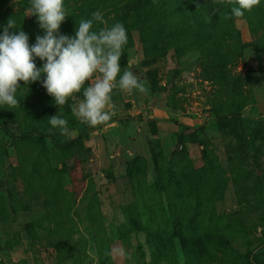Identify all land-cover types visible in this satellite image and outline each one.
Returning a JSON list of instances; mask_svg holds the SVG:
<instances>
[{
  "label": "rangeland",
  "instance_id": "374dc122",
  "mask_svg": "<svg viewBox=\"0 0 264 264\" xmlns=\"http://www.w3.org/2000/svg\"><path fill=\"white\" fill-rule=\"evenodd\" d=\"M231 7L211 53L175 51L157 21L146 52L129 19L121 75L132 69L146 91L115 88L104 124L72 114L88 81L61 109L68 135L50 125L60 107L41 81L0 105V264H264V50L254 10ZM9 10L35 44L30 1L0 0V34Z\"/></svg>",
  "mask_w": 264,
  "mask_h": 264
},
{
  "label": "clouds",
  "instance_id": "9594fccd",
  "mask_svg": "<svg viewBox=\"0 0 264 264\" xmlns=\"http://www.w3.org/2000/svg\"><path fill=\"white\" fill-rule=\"evenodd\" d=\"M30 3L31 14L37 16L45 34L37 35L35 44L30 46L29 35L22 28L18 32L11 31L18 28L13 19L7 21L0 34V105L11 108L18 103L15 94L20 81L25 84L41 81L60 107L57 115L50 116V125L58 128L62 135H68L67 120L60 112L67 99L80 92L86 81L89 83L83 91L84 99L78 105L73 104L71 110L74 116L92 127L110 120L115 108L112 102L115 88L127 92L146 91L144 82L132 69H124L121 75L120 58L128 43L122 22L108 26L97 11L91 19H81L75 36L70 37L59 32L68 16L64 0H30ZM259 3L260 0H234L231 15L239 18ZM94 22L103 23L105 27L92 31ZM34 57L44 62L42 67H37ZM95 73L100 76L93 80ZM108 254L124 257L126 252L123 247H115Z\"/></svg>",
  "mask_w": 264,
  "mask_h": 264
},
{
  "label": "trees",
  "instance_id": "16d2710c",
  "mask_svg": "<svg viewBox=\"0 0 264 264\" xmlns=\"http://www.w3.org/2000/svg\"><path fill=\"white\" fill-rule=\"evenodd\" d=\"M25 1L28 2L30 0ZM220 1L222 0H64L68 16L61 23L59 32L70 37L75 36L81 19H91L92 14L97 12L98 5H100L103 8L110 7V9L106 10V12H109L102 15L103 17H106L110 12L114 13L111 18L106 19L108 26L116 22H122L126 27L128 43L124 46L122 54L126 48L132 45V37L128 29L129 19L137 21L140 37L146 52L153 49V42L150 39L153 30L150 28L151 25L149 23L157 21L169 24L168 41H172L173 45L171 44V47L175 51L198 50L201 43L206 42L205 49L208 53H211L213 45H218L222 39L218 34L223 33V31L218 23L224 21L225 15L222 13V7L220 8V6H232L234 3V0H225L227 4ZM252 9L254 10V16L250 20V28L255 35V50L260 52L264 50V0H260V3ZM11 13L14 15L16 27L22 26V21L24 20L20 18L17 12L12 11ZM190 17L195 21H190ZM200 17L206 18L203 25L198 24V18ZM159 24L157 26H163V24ZM5 25H2L3 29ZM102 27L103 23L94 22L92 31H98ZM17 30L12 29L11 31ZM30 30L33 31L35 38L37 35L45 34V29L39 26L37 16H33ZM174 41H176V44ZM122 57L123 55H121V61ZM43 63L37 64V67H42ZM217 76L221 81L226 80L222 72H219ZM38 84V81L28 82L27 84L24 81H20L17 90L24 89L27 96L31 97L38 90L36 89ZM72 142L74 140L62 145L66 146ZM185 254L189 256L188 250H185Z\"/></svg>",
  "mask_w": 264,
  "mask_h": 264
}]
</instances>
